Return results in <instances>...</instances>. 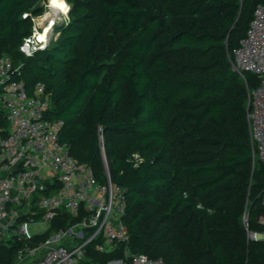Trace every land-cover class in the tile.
Segmentation results:
<instances>
[{
	"label": "trees",
	"instance_id": "16d2710c",
	"mask_svg": "<svg viewBox=\"0 0 264 264\" xmlns=\"http://www.w3.org/2000/svg\"><path fill=\"white\" fill-rule=\"evenodd\" d=\"M41 1L0 0V54L30 96L45 85V118L63 121L60 142L100 182L103 149L127 199L129 248L164 264H264V239L248 237L264 233V165L253 162L246 86L229 62L264 0H65L54 41L25 56L32 21L22 16L41 15ZM61 218L45 236L69 225ZM21 246L0 244V264ZM115 256L94 253L91 264Z\"/></svg>",
	"mask_w": 264,
	"mask_h": 264
},
{
	"label": "built area",
	"instance_id": "2783aa9c",
	"mask_svg": "<svg viewBox=\"0 0 264 264\" xmlns=\"http://www.w3.org/2000/svg\"><path fill=\"white\" fill-rule=\"evenodd\" d=\"M27 16L32 21L31 34L22 39L19 51L30 56L48 45L47 37L41 41L38 34L48 30L52 21L45 24V14L41 19V15L30 14L22 18ZM229 62L246 86V124L253 162L264 165L263 4L255 6ZM16 70L10 57L0 54V109L9 123V130L0 133V243L4 238H16L22 243L16 260L27 259L29 264H91L94 253L116 255L105 264H164L129 248L123 222L127 199L123 188L111 181L103 149L105 181L100 182L93 169L78 162L70 147L60 142L63 121L45 118L50 108L45 85L37 83L30 96L23 82L13 79ZM247 74L257 79L255 87L246 85ZM261 204L264 207V193ZM62 214L69 217V225L45 236ZM20 215L24 219L17 222ZM6 219L8 223L1 225ZM259 223L264 226V215ZM40 224L46 225L44 232L31 230ZM36 236L44 238L35 241ZM248 237L264 239V233H249Z\"/></svg>",
	"mask_w": 264,
	"mask_h": 264
},
{
	"label": "rangeland",
	"instance_id": "374dc122",
	"mask_svg": "<svg viewBox=\"0 0 264 264\" xmlns=\"http://www.w3.org/2000/svg\"><path fill=\"white\" fill-rule=\"evenodd\" d=\"M66 2V1H65ZM66 4L68 5V9L66 12H60V11H55V10H51V8L49 7V2L48 0H42L40 2V6L43 8V13L40 16V19L42 17V15H46V14H51L54 12V14H49L48 18H46V23L48 21H52V19L54 21H52V24L50 25V27L48 28V32H47V44H49L50 42L54 41V39L56 38V36L58 35L57 33V29L58 27L65 21H67L68 19V10H69V4L66 2ZM50 8V9H49ZM51 10V11H50ZM50 11V12H49ZM53 16V17H52ZM40 21V20H39ZM41 23V22H39ZM43 25H42V29H43ZM46 27V26H45ZM42 29H40V32L42 31ZM48 46V45H47ZM46 229V225L44 224H40L34 227H31V230H36L39 233L44 232Z\"/></svg>",
	"mask_w": 264,
	"mask_h": 264
},
{
	"label": "bare ground",
	"instance_id": "6f19581e",
	"mask_svg": "<svg viewBox=\"0 0 264 264\" xmlns=\"http://www.w3.org/2000/svg\"><path fill=\"white\" fill-rule=\"evenodd\" d=\"M48 2H49V7L51 8V10L60 11V12H66L67 9H68V5L66 4L65 0H48ZM49 14H46L45 17H44V19L48 18ZM51 14H54V12L51 13ZM52 21H54V20L52 19ZM47 32H48V30L46 29L44 32L39 33L38 34V38L41 41H46Z\"/></svg>",
	"mask_w": 264,
	"mask_h": 264
},
{
	"label": "crops",
	"instance_id": "0c3cea01",
	"mask_svg": "<svg viewBox=\"0 0 264 264\" xmlns=\"http://www.w3.org/2000/svg\"><path fill=\"white\" fill-rule=\"evenodd\" d=\"M1 174H2V173L0 172V175H1ZM23 219H24L23 216L20 215V216L17 217L16 221H17V222H20V221H22ZM8 220H9V219L4 220V221L1 223V225H6V224L8 223ZM10 227H11V226H10ZM33 227H34V226H33ZM11 229H13V228L11 227ZM32 231H33V230H32ZM35 231H36V230H34L33 232H35ZM14 241H18V240H16V238H14V237H11V238H4L3 241H2L0 244L11 245ZM13 264H29V262H28L27 259H25V260L22 261V262H18L17 260H15V262H14Z\"/></svg>",
	"mask_w": 264,
	"mask_h": 264
},
{
	"label": "water",
	"instance_id": "95a60500",
	"mask_svg": "<svg viewBox=\"0 0 264 264\" xmlns=\"http://www.w3.org/2000/svg\"><path fill=\"white\" fill-rule=\"evenodd\" d=\"M244 222H246V218L244 219Z\"/></svg>",
	"mask_w": 264,
	"mask_h": 264
}]
</instances>
